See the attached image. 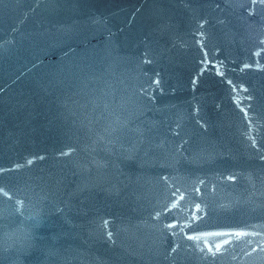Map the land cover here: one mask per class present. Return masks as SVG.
I'll return each mask as SVG.
<instances>
[{
	"label": "water",
	"instance_id": "obj_1",
	"mask_svg": "<svg viewBox=\"0 0 264 264\" xmlns=\"http://www.w3.org/2000/svg\"><path fill=\"white\" fill-rule=\"evenodd\" d=\"M0 264H264V0H0Z\"/></svg>",
	"mask_w": 264,
	"mask_h": 264
}]
</instances>
